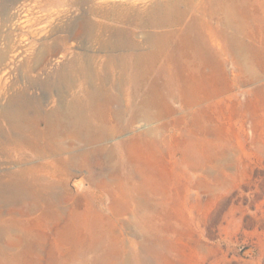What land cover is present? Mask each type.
<instances>
[{
    "label": "rangeland",
    "instance_id": "1",
    "mask_svg": "<svg viewBox=\"0 0 264 264\" xmlns=\"http://www.w3.org/2000/svg\"><path fill=\"white\" fill-rule=\"evenodd\" d=\"M17 1L0 6V50L9 48L0 62V109L23 100L55 107L64 91L58 72L86 46L102 72V39L99 32L80 37L34 71L37 49L83 16L102 22L105 34L136 32L140 40L141 28L115 19L141 14L155 0H42L35 9L38 0ZM231 57L224 49L216 57L229 75ZM122 86L127 105L135 94ZM166 101L173 112L152 122L160 141H137L141 152L131 155L120 143L147 123L130 119L129 103L113 116L117 132L95 143L53 135L27 143L28 133L0 112V264H264V78L230 86L194 112L176 90ZM98 146L111 155L90 153Z\"/></svg>",
    "mask_w": 264,
    "mask_h": 264
},
{
    "label": "bare ground",
    "instance_id": "2",
    "mask_svg": "<svg viewBox=\"0 0 264 264\" xmlns=\"http://www.w3.org/2000/svg\"><path fill=\"white\" fill-rule=\"evenodd\" d=\"M41 2H31V7H41ZM18 3L17 0H0L2 7ZM115 20L141 28L142 39H135L136 32L105 34L98 27L102 22L98 25L83 16L73 22L67 34L37 49L29 66L34 71L62 57L56 54L65 46L99 32L94 37L102 41L96 49L104 50L105 57L102 72L95 70L87 46L81 56L69 60L68 67L57 76L64 91L58 94L57 105L49 110L43 109L39 100L9 101L0 109L12 128L28 133L25 142L33 143L36 138L45 140L47 135H53L77 143H95L117 132L113 116L119 118L129 103L130 119L139 117L147 123L145 132L120 143L131 155L141 152L137 141L154 144L160 141L158 129L152 122L173 112L166 96H171L175 90L182 104L194 112L198 110L197 105L221 95L230 86L264 78V0H155L142 9L141 14ZM258 33L262 37L259 44L254 45L253 37ZM16 46L22 51L21 45ZM91 49L95 51V45ZM223 49L230 53L235 64L231 75L222 69L216 58ZM8 52V47L0 50V62L7 58ZM14 56L12 53L11 57ZM78 79L82 87L67 98L69 89ZM146 80L149 82L143 89ZM124 82L130 84L135 96L139 94V99L134 96L127 105L123 104L122 97ZM38 119L44 124L40 132ZM185 151L187 155H194L190 147ZM96 152L111 155L103 146L90 151ZM87 154L77 157L85 158Z\"/></svg>",
    "mask_w": 264,
    "mask_h": 264
}]
</instances>
